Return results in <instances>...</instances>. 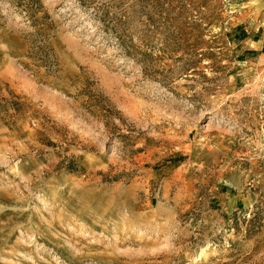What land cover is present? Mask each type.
Instances as JSON below:
<instances>
[{
	"label": "rangeland",
	"instance_id": "1",
	"mask_svg": "<svg viewBox=\"0 0 264 264\" xmlns=\"http://www.w3.org/2000/svg\"><path fill=\"white\" fill-rule=\"evenodd\" d=\"M0 264H264V0H0Z\"/></svg>",
	"mask_w": 264,
	"mask_h": 264
}]
</instances>
